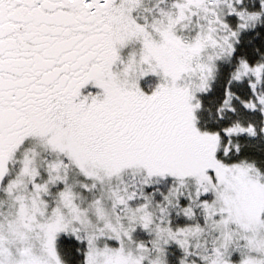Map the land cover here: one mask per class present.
I'll return each mask as SVG.
<instances>
[{
	"label": "snow or ice",
	"instance_id": "snow-or-ice-1",
	"mask_svg": "<svg viewBox=\"0 0 264 264\" xmlns=\"http://www.w3.org/2000/svg\"><path fill=\"white\" fill-rule=\"evenodd\" d=\"M0 264H264V0H0Z\"/></svg>",
	"mask_w": 264,
	"mask_h": 264
}]
</instances>
